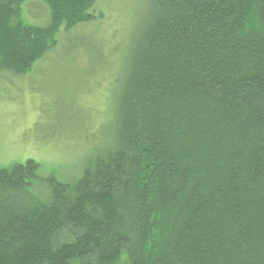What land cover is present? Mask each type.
Here are the masks:
<instances>
[{
    "label": "trees",
    "instance_id": "1",
    "mask_svg": "<svg viewBox=\"0 0 264 264\" xmlns=\"http://www.w3.org/2000/svg\"><path fill=\"white\" fill-rule=\"evenodd\" d=\"M97 1L0 0V73L30 74ZM149 5L79 178L0 167V264H264V0Z\"/></svg>",
    "mask_w": 264,
    "mask_h": 264
},
{
    "label": "rangeland",
    "instance_id": "2",
    "mask_svg": "<svg viewBox=\"0 0 264 264\" xmlns=\"http://www.w3.org/2000/svg\"><path fill=\"white\" fill-rule=\"evenodd\" d=\"M149 2L98 0L91 11L95 21L71 32L62 27L54 51L30 74L1 71L0 167L32 160L44 175L79 178L91 153L113 132L116 81ZM33 3L24 21L47 25V6L41 2L43 11Z\"/></svg>",
    "mask_w": 264,
    "mask_h": 264
}]
</instances>
